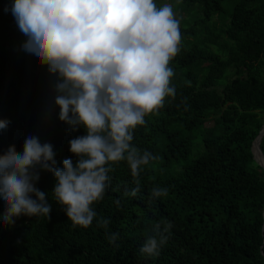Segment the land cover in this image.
I'll use <instances>...</instances> for the list:
<instances>
[{"label": "trees", "instance_id": "obj_1", "mask_svg": "<svg viewBox=\"0 0 264 264\" xmlns=\"http://www.w3.org/2000/svg\"><path fill=\"white\" fill-rule=\"evenodd\" d=\"M154 2L178 11L180 51L169 64L176 96L133 130L132 144L160 159L141 172L135 197L125 195L136 187L127 162L112 164L87 228L68 219L53 198V174L41 171L36 187L47 193L51 218L0 221V264H264V169L252 152L264 127V0ZM13 4L0 0L2 34L21 32ZM25 39L0 42V120L11 121L0 130V154L10 145L22 153L35 135L53 145L62 168L77 160L69 141L86 130L58 119L54 77L22 49ZM260 147L264 154V137ZM156 186L168 196L153 198ZM164 220L173 227L160 255H142L146 230Z\"/></svg>", "mask_w": 264, "mask_h": 264}, {"label": "clouds", "instance_id": "obj_2", "mask_svg": "<svg viewBox=\"0 0 264 264\" xmlns=\"http://www.w3.org/2000/svg\"><path fill=\"white\" fill-rule=\"evenodd\" d=\"M11 12L26 37L22 49L54 77L58 119L73 131L82 126L86 134L69 141L77 160H63L62 168L53 145L35 135L26 137L22 153L10 145L0 154V221L51 218L47 193L36 187L45 171L55 178V202L74 226L87 228L97 216L92 205L109 186L112 164L127 162L136 187L125 195L135 197L141 172L160 159L132 144L133 130L157 113L166 97L176 96L169 64L180 51V20L171 4L157 7L154 0H14ZM10 123L0 120V130ZM151 196L167 197L168 189L153 187ZM115 203L119 207L120 201ZM109 222L100 218L97 225L107 228ZM172 227L167 220L151 224L140 253L159 256ZM118 238L109 234V243Z\"/></svg>", "mask_w": 264, "mask_h": 264}, {"label": "rangeland", "instance_id": "obj_3", "mask_svg": "<svg viewBox=\"0 0 264 264\" xmlns=\"http://www.w3.org/2000/svg\"><path fill=\"white\" fill-rule=\"evenodd\" d=\"M173 11H174L176 18H177L178 17V11H176L174 8H173ZM23 37L24 36H22L21 32L11 31V32H7L5 34L0 33V42H2V41L15 42L17 40H20Z\"/></svg>", "mask_w": 264, "mask_h": 264}, {"label": "water", "instance_id": "obj_4", "mask_svg": "<svg viewBox=\"0 0 264 264\" xmlns=\"http://www.w3.org/2000/svg\"><path fill=\"white\" fill-rule=\"evenodd\" d=\"M263 137H264V127L262 128V130L260 131L258 137L256 138V140L253 143L252 152L254 154L255 159H256V155L254 153V151H255L254 149H255V146H256L257 142L260 141L259 144L257 145V150H258V154L260 155V157H262V159L264 160V155H263V152H262L261 147H260V144H261V141H262ZM256 161L263 168V165L260 164L257 159H256Z\"/></svg>", "mask_w": 264, "mask_h": 264}, {"label": "bare ground", "instance_id": "obj_5", "mask_svg": "<svg viewBox=\"0 0 264 264\" xmlns=\"http://www.w3.org/2000/svg\"><path fill=\"white\" fill-rule=\"evenodd\" d=\"M259 142H260V141H258L257 144H256V146H255V149H254L255 151H254V153H255V155H256V159L259 161L260 164L263 165V169H264V160L262 159V157H260V155L258 154V150H257V145L259 144ZM261 142H262V141H261ZM253 155H254V154H253ZM263 155H264V154H263ZM256 159H255V160H256Z\"/></svg>", "mask_w": 264, "mask_h": 264}]
</instances>
